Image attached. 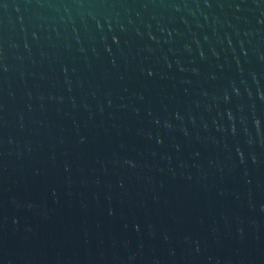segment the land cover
I'll list each match as a JSON object with an SVG mask.
<instances>
[{
    "label": "water",
    "instance_id": "obj_1",
    "mask_svg": "<svg viewBox=\"0 0 264 264\" xmlns=\"http://www.w3.org/2000/svg\"><path fill=\"white\" fill-rule=\"evenodd\" d=\"M0 264H264V0H0Z\"/></svg>",
    "mask_w": 264,
    "mask_h": 264
}]
</instances>
